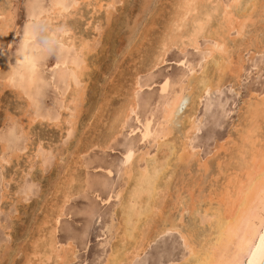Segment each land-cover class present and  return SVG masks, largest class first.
Returning a JSON list of instances; mask_svg holds the SVG:
<instances>
[{"label": "bare ground", "instance_id": "6f19581e", "mask_svg": "<svg viewBox=\"0 0 264 264\" xmlns=\"http://www.w3.org/2000/svg\"><path fill=\"white\" fill-rule=\"evenodd\" d=\"M223 1L182 0L180 10L176 6L178 11L174 13L176 14L175 19L172 18L174 20L170 26V34L168 32L169 35L163 36L164 39L161 43L159 55H156V61L153 59L155 63H152L153 65L148 73H152L163 64L166 61L167 54L173 48L177 47V50L182 52L187 51L189 47L199 50V42L202 39L208 41L206 49L202 50L203 52H207L205 57L207 62L205 61L206 64L204 63L205 65L202 69L199 65L201 69L199 71L201 72L200 74H198L197 68L193 67L191 69L192 76L187 85L181 78L177 81L178 84L176 83L177 85L173 87V92L170 95H164L161 118L154 121L145 110L143 113L144 121L141 120L139 116V110L141 109L140 93L145 87L149 86L151 80L149 79L145 83H142L138 72L136 75L139 77H135L133 87L130 89V93L128 92L129 94L123 107H121V110L119 108L120 111L117 116L115 114L114 125H117L116 123L119 122L121 131H117L115 128L114 131L116 130L117 133L114 135V131L112 130V134L109 129L111 135H113L112 138L120 135L123 136V130L126 129V125L131 119H134L141 126L138 132V139H132L130 137H135L136 131L138 130L131 128L128 135L131 140L126 142V148L123 154L125 159L122 160L121 166L124 169V176L126 178V180L122 178L123 182L125 181V187L121 189L115 188V190L112 187V192L106 195L107 202L112 197H115L120 200L121 205V220L119 219V228L117 227L120 233L115 232L117 233L115 237L117 244H113L112 247L114 248L111 250L108 259H106L107 264H135L159 240L174 234L179 236L187 252L183 254L181 259L171 260L170 264H261L264 260V96L258 99L246 100L248 102L247 106L244 105L246 107V116H244V124L241 128L238 126L240 129L237 130L236 136H238V139L232 140L233 137L231 136L232 139L230 137L229 140L221 143L219 146L220 150L226 152L232 151L229 156L230 167L227 165L226 168L224 166L225 161L218 157L215 165H213L216 166L217 164L218 172H216V175H212V181L210 179L212 184L209 185L210 182L208 183L207 181L209 180L207 179L211 168H213L211 167L213 160L211 161V158L206 160L201 159V152H193L189 144L193 134L199 130L195 122V117L198 114L200 100L206 94L224 88L226 78L230 77L234 80H240L239 78L241 77L246 61H244V54L246 52L252 51V53L255 52L258 55L264 54L263 38H260L256 30L251 31L258 24L264 30V0H229L227 3ZM117 2L118 0L115 1V3ZM51 4L53 10L51 15H47L46 11L37 7L36 4L32 8V11H30V21L27 22L28 25L21 37V44L16 59L17 65L15 64L16 67H14L8 77L4 78V80L2 79L4 81L2 84L4 89H2L5 91V89L10 88L11 92L14 91L16 93L17 101L20 99L26 102L24 114L29 118L27 126L31 127L34 123L39 122V124L45 123L59 128L65 123L67 133L64 134L67 136L65 138L68 139L74 127L78 124L76 123V113L79 112L78 103L82 91L80 80L83 81L81 78L86 74V63L88 62H85V59L87 60L89 58L86 54L90 52L91 45L89 47L85 39H80L79 45H77L75 36L71 30L72 28L69 29L64 23H60L58 26H54V28L52 25L51 27L53 29L47 27L48 34L43 36L44 34L40 31L39 22L46 20L48 22L47 25H49V23H53V20L58 21L62 17L69 16L71 18L73 13L74 15H78L75 12L80 11L79 9V11L76 10V2L72 3L70 0H52ZM177 4L178 2L175 5ZM172 10L176 12L175 9ZM107 13L109 12L107 11ZM4 24L5 22L0 25V31L2 32L6 29ZM42 31L45 32L44 30ZM233 32L236 33V37L232 36ZM129 39L131 38L129 37ZM56 45H59L58 59L53 66L51 74L47 77L40 69L41 61L50 58V52ZM84 54L88 58H83ZM87 72L88 74L86 75H89V71ZM49 81L55 82L56 88L59 89L57 92H60L62 97V105L59 106V110L61 109L62 111L60 112L58 110L56 114L51 109L44 110L42 108L44 97L42 88ZM149 104L150 101L145 106L148 107ZM62 113H66V116L64 117ZM22 123L25 124L23 121ZM176 126L180 128L178 129ZM176 131L179 136H176ZM25 133L27 135L28 132ZM108 135L110 136V134ZM21 136H23V132L22 130L18 131V127L16 126L8 127L7 132H4L0 136V170L5 167L8 168L14 160L18 161L21 158L20 156L25 150L19 143ZM109 136L107 137L108 139L111 138ZM100 141L98 142L100 143ZM104 142L106 143L105 140ZM140 142L155 143L157 145L156 148H158V154L154 153L156 155L153 156L148 150L137 153L139 151L137 144ZM98 146L101 145L98 144ZM42 150L44 148H38L36 154L38 158L36 160L38 161H35V159L34 161L41 162L39 161L41 159V164L45 167L49 162L50 155ZM30 151L32 152V150ZM25 153L28 152L26 151ZM215 154H217V151ZM25 156L28 155L26 154ZM30 157H28V161ZM193 164H197L195 166L198 168V172L196 170L195 172L198 176L191 172V167L195 168ZM32 167L30 168L32 169ZM37 167L38 169H43L39 166ZM100 170L105 174V180L113 179L112 169ZM0 175L3 174L0 173ZM73 178L74 182H76L75 177ZM0 179L1 185L2 183L4 184L5 176ZM175 181H178L179 185ZM206 183L210 188H206ZM31 189V187H27V190L22 193L25 201L31 197ZM67 193L65 195L66 198L65 196L63 198L68 201L70 196H67ZM95 194L98 199L101 198V194L98 191ZM2 200L4 201V199ZM18 200L20 201V199ZM63 202L65 201H62V204ZM2 212L4 211L2 210ZM54 214L56 213L54 212ZM93 215H95L94 212ZM63 217L62 207L61 210L59 209L58 216L54 222L55 225L53 224L54 227L51 229L54 238L58 233L60 222L62 221L61 218ZM113 229L115 230V228ZM52 238L51 240H53ZM53 241V246L51 247L49 245L51 247V254L49 256H55V264L73 263L68 258L70 255L67 256L72 253V241H68L67 245L70 247V250L68 248L64 250L63 245H61V249L58 248V243L55 240ZM1 248L4 250V247ZM48 252H45V254H48ZM75 252L71 256H74L76 254ZM36 256L39 258L38 254Z\"/></svg>", "mask_w": 264, "mask_h": 264}, {"label": "rangeland", "instance_id": "374dc122", "mask_svg": "<svg viewBox=\"0 0 264 264\" xmlns=\"http://www.w3.org/2000/svg\"><path fill=\"white\" fill-rule=\"evenodd\" d=\"M70 1L72 3L76 2V10L79 9L80 11L78 10L79 12H75V14L78 15H74L73 13L71 18L70 16L62 17L58 20L59 22L53 20V23H49V25H47L48 22L46 20L39 22L40 31L44 34L43 36L48 34L47 27L50 29L58 26L60 23H64L69 29L72 28L71 30L73 31L77 45H79L80 39H85L89 47L91 45L90 52L86 54L89 58L85 54L83 57L89 60L85 59V62H88L86 63V74L89 71V75L85 74L81 78L84 83L80 80L82 91L81 100L79 99L78 103V111L80 112L81 109V113H76V123L78 124L74 127L70 136L71 138L66 139L67 136L64 133H67V127L65 128V123L59 128L45 123L39 124V122L34 123L31 127L27 126L29 118L24 114L26 102L20 99L17 101L16 93L14 91L11 92L10 88L4 91V87L2 86L4 78L8 77L17 65L16 59L21 44V37L28 25L27 22L30 21V11L37 5V7L45 10L47 15H51L53 13L52 0H0V23L5 22L4 26L6 28L3 32L0 31V56H2L0 57V136L4 132H7L8 127H18V131L22 130L23 132L19 143L25 149L24 155L21 154L20 156L22 159L20 158L18 161L14 160L11 164L12 166L9 165L8 168L5 167L0 170V173L3 174L0 175V178L5 176V182L8 183H2L3 189L0 182V264H55V256H49L53 240L59 244H57L58 248L63 245L64 248H62L64 250L65 248L70 250V247L67 245L68 241H72V253L67 255H70L68 258L71 259L70 262H73L71 264H107L106 259H108L111 250L114 248L112 246L113 244H117L115 237L117 233H120L117 227L119 228L121 220V205L120 200L115 197H112L107 202L106 195L112 192V187L114 190L115 188L121 189L125 187V181L123 182L125 178L124 169L121 166L122 160L125 159L123 154L126 142L131 140L128 137L131 128L138 130L135 137H130L138 139V132L141 126L134 119H131L126 125V129L123 130L122 134L124 135L112 138L113 135L111 133L113 134L115 128L117 131H121L119 122L116 123L117 125H114L115 114L117 116L121 107H123L127 95L133 87L135 77L140 76L142 83H145L149 79L151 82H148L149 86L145 87L140 93L141 109L139 110V116L144 121L143 113L146 110L149 117L157 121L163 113L164 95H170L173 92V87L178 84L177 81L181 78L187 85L192 76L191 69L193 67L197 68L196 70L200 74L201 72L199 71L207 62L205 59L207 52H203L202 50L206 49L208 41L202 39L199 42V50L189 47L187 51L182 52L178 51L177 47L173 48L167 54L166 61L152 73H148L153 65L152 63L156 61V55H159L162 40L170 34V26L176 16L174 13L180 10L182 0H158V2L157 0H118V4L115 3L117 0ZM224 1L227 3L229 0ZM177 2L178 4L175 5ZM101 6L102 8H100ZM176 6L179 8L178 10ZM172 9H175L176 12ZM172 18L174 19L172 20ZM255 30L260 38H263L262 41L264 43V30L259 27V24L256 28L253 27L251 31ZM232 36L236 37V33L233 32ZM58 47L59 45H56L52 49L48 60L41 61L40 69L47 77H49L53 66L57 62ZM15 52L17 53L15 54ZM253 54L255 55L253 56ZM244 61L246 65L244 64L241 77L239 78L241 81L231 79L230 77L226 78L224 88L206 94L199 102L198 114L195 117L199 130L197 131L198 133L193 134L189 144L193 152H201V159L206 160L211 158V161L213 160V164L211 163V167L213 168H211L207 179L209 180L207 181L208 183L210 179L212 181V175H216V172H218L217 164L213 166L218 157L225 161V167L230 165L229 156L232 151H227L229 152L227 153L224 150H220L219 146L221 143L229 140L231 136L233 137V139L231 137L232 140L238 139V136H236L237 130H240L239 127L241 128L244 124V116H246L245 106L248 104L246 100L258 99L264 96V54L258 55L255 52L252 53V51L246 52L244 54ZM137 72L139 76L136 75ZM146 73L147 75H145ZM86 81L87 83H85ZM83 84L87 87L85 88ZM57 91L59 89L56 88L53 81H49L42 88L44 96L42 108L44 110L51 109L55 114L58 113L59 106L62 105V97L60 92ZM149 101L150 104L146 107ZM82 108L86 112L82 111ZM59 111L61 112L62 110L60 109ZM62 114L64 117L66 116V113ZM17 116L18 118H16ZM178 126L176 128L179 129L181 125L180 127ZM116 130L114 131V135L117 133ZM24 132H28V136ZM175 133L176 136H179L177 131ZM108 136L112 140H110L111 138L108 139ZM126 137L128 138L126 139ZM100 140H103V144ZM98 144L101 146H98ZM137 145L139 150L137 153L148 150L153 156L158 154L157 145L153 142H140ZM38 146L41 149L44 148L42 151L50 155L49 162L45 167L42 166L41 159H39L41 162H35L38 161L36 160ZM55 150L57 151L55 152ZM26 151L28 153H25ZM216 151L217 154H215ZM26 154L28 156H25ZM29 156L31 157L28 161ZM193 165L195 168L191 167V172L196 175L198 168L195 165L197 164ZM29 166H33L32 169ZM36 166L43 169H38ZM100 169H112L113 179L105 180V174ZM5 174H8L7 176L9 177ZM72 176L75 177L76 182H74ZM67 179H69L68 182ZM77 179H79L78 182ZM81 182L83 184L85 182V184L81 185ZM175 183L179 185L178 181H175ZM209 185L206 186L207 189L210 188ZM27 187L32 188V194L25 201L22 193L27 190ZM97 191L101 194V200L96 197L95 193ZM66 193L68 194L67 196H70L69 202L63 198ZM4 195L5 197H3ZM10 195L11 197H9ZM103 200L105 201L103 202ZM62 201L65 202L62 204ZM65 203L66 205H64ZM62 207L64 217L61 218L62 221L60 222L58 233L54 238L51 229L54 227L55 219L58 216L59 209L61 210ZM93 212L95 215H93ZM1 247H4V250ZM49 250L50 252H48ZM74 251H76V254L71 256ZM45 252H48V254H45ZM186 252L178 235H168L154 244L148 253L142 259L136 261L135 264H170L171 260L181 259ZM37 254L39 258H37Z\"/></svg>", "mask_w": 264, "mask_h": 264}, {"label": "water", "instance_id": "95a60500", "mask_svg": "<svg viewBox=\"0 0 264 264\" xmlns=\"http://www.w3.org/2000/svg\"><path fill=\"white\" fill-rule=\"evenodd\" d=\"M261 264H264V260H263V262Z\"/></svg>", "mask_w": 264, "mask_h": 264}]
</instances>
